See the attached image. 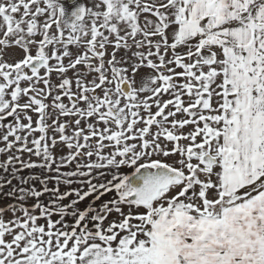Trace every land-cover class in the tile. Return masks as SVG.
<instances>
[{
    "label": "snow or ice",
    "instance_id": "1",
    "mask_svg": "<svg viewBox=\"0 0 264 264\" xmlns=\"http://www.w3.org/2000/svg\"><path fill=\"white\" fill-rule=\"evenodd\" d=\"M0 193V264H264V0H0Z\"/></svg>",
    "mask_w": 264,
    "mask_h": 264
},
{
    "label": "crops",
    "instance_id": "2",
    "mask_svg": "<svg viewBox=\"0 0 264 264\" xmlns=\"http://www.w3.org/2000/svg\"><path fill=\"white\" fill-rule=\"evenodd\" d=\"M25 174H27V173H25ZM14 183H15V182H14ZM5 191H7V189H6ZM10 202H11L10 200H8L7 198H5V197L3 196V194L0 193V206H4V205H6V204H8V203H10Z\"/></svg>",
    "mask_w": 264,
    "mask_h": 264
}]
</instances>
